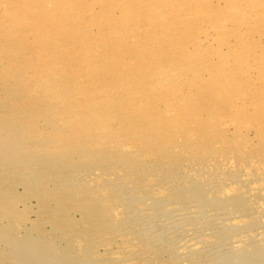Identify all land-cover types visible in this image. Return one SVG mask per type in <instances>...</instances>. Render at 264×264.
<instances>
[{
  "label": "rangeland",
  "instance_id": "obj_1",
  "mask_svg": "<svg viewBox=\"0 0 264 264\" xmlns=\"http://www.w3.org/2000/svg\"><path fill=\"white\" fill-rule=\"evenodd\" d=\"M69 1L0 0V24L4 25H0V96H7L0 105V117L23 120L19 127L25 136H32L25 150L33 155L55 149L79 154L60 162L56 169L37 160L5 171L1 168L10 165L0 163V230L2 234L9 231L2 237L0 233V264H73L74 260L79 261L76 264H264V0ZM60 3L70 4L65 8ZM118 40L123 43L117 45ZM133 41L140 44L133 45ZM27 76H34L28 82L36 99L22 94L29 91L24 87ZM45 76L58 87L49 89ZM106 83L126 92L119 96L110 92L102 98L100 91H90ZM78 92L83 93L82 99ZM130 98L138 103L126 102ZM90 103L92 108L87 107ZM75 108H87V114L99 112L84 125L92 124L94 131L106 125L112 141L122 139L106 146L104 137V144L99 145L101 133L90 135L87 128L79 127L83 122L70 127L72 131L69 125L62 130L82 114L79 110L74 114ZM103 109L111 114L106 116L108 124ZM28 110L29 117L24 115ZM116 112L128 118L120 119L123 116L118 118ZM116 118L124 121L123 129L113 122ZM94 120L100 121L94 124ZM30 124L36 128L32 135L27 130ZM16 170L24 173L16 176ZM59 182L62 187L67 183L77 187L53 197L32 192L37 184L52 190ZM14 235L43 246V257L23 262L13 256L5 240Z\"/></svg>",
  "mask_w": 264,
  "mask_h": 264
},
{
  "label": "bare ground",
  "instance_id": "obj_2",
  "mask_svg": "<svg viewBox=\"0 0 264 264\" xmlns=\"http://www.w3.org/2000/svg\"><path fill=\"white\" fill-rule=\"evenodd\" d=\"M18 1H20V0H18ZM43 1V0H42ZM61 1V0H60ZM72 0H70L69 2H71ZM77 1V0H76ZM116 1V0H115ZM132 1V0H131ZM55 2V1H54ZM58 2V1H57ZM63 2V1H62ZM67 2H68V0H67ZM74 2V1H73ZM72 2V3H73ZM99 2V1H98ZM117 2V1H116ZM150 2V1H149ZM154 2V1H153ZM48 3V2H47ZM65 3V2H64ZM72 3H71V5H72ZM118 3V2H117ZM164 3V2H163ZM61 5L63 4V3H60ZM70 4V3H69ZM69 4H67L68 6H69ZM74 4V3H73ZM77 4H79V3H77ZM111 4H113V3H111ZM116 4V3H115ZM119 4H120V2H119ZM119 4H117V5H119ZM125 4V3H124ZM54 5H56L55 3H54ZM66 5V7H68ZM75 5H76V3H75ZM102 5V4H101ZM114 5V4H113ZM116 5V6H117ZM123 5V4H122ZM122 5H121V7H122ZM140 4H138V6H139ZM149 5V4H148ZM58 6V5H57ZM79 6V5H78ZM153 6V5H152ZM49 7V6H48ZM52 7H54V6H52ZM59 7H65L64 6V4L62 5V6H59ZM65 7V8H66ZM70 7H72V6H70ZM74 7V6H73ZM76 7V6H75ZM100 7V6H99ZM112 7V6H111ZM124 7V6H123ZM129 7H131V4H130V6H128V8ZM135 7V6H134ZM82 8V7H81ZM80 8V9H81ZM117 8H119L118 6H117ZM127 8V7H126ZM127 8V9H128ZM139 8V7H138ZM54 9V8H53ZM58 9V8H57ZM76 9V8H75ZM75 9H74V12H76L75 11ZM82 9H85V8H82ZM103 9V8H102ZM116 9V8H115ZM125 9V8H124ZM130 9V8H129ZM128 9V10H129ZM48 10H50L49 8H48ZM67 10V9H66ZM72 10V8L70 9V11ZM93 9H91V11H92ZM107 10V9H106ZM109 10V9H108ZM114 10V9H113ZM128 10H125V11H123V12H128ZM148 10V9H147ZM149 10H151V9H149ZM148 10V11H149ZM37 11V10H36ZM47 11V9L44 11V12H46ZM57 11V10H56ZM86 11H89V9H86ZM95 11V10H94ZM101 11L102 10H100V13H101ZM114 11H116V10H114ZM117 11H119V10H117ZM122 11V10H121ZM130 11V10H129ZM5 12V11H4ZM30 12V11H29ZM40 12V11H39ZM50 12V11H49ZM67 12V11H66ZM109 12V11H108ZM37 13H38V11H37ZM70 13V12H69ZM72 13H73V11H72ZM71 13V14H72ZM89 15H91V13L90 12H87ZM93 13H95V12H93ZM131 13V12H130ZM29 14V13H28ZM68 14V13H67ZM85 14V13H84ZM97 14V13H96ZM95 14V16L96 17H98V14L96 15ZM121 14V13H120ZM132 14H134V13H132ZM1 15H3V13H1ZM55 15V14H54ZM56 15H58V14H56ZM61 15V14H60ZM66 14H64V16H65ZM77 15V14H76ZM79 15V14H78ZM87 15V14H86ZM111 15V14H110ZM4 16V15H3ZM29 16V15H28ZM46 16V15H45ZM109 16V15H108ZM131 16V15H130ZM236 16V15H235ZM56 17V16H55ZM67 17V16H66ZM70 17V16H69ZM75 17V16H74ZM81 17H83V16H81ZM105 17V16H104ZM104 17H102V18H104ZM45 18V17H44ZM52 18V17H51ZM101 18V17H100ZM126 18V17H125ZM124 18V19H125ZM38 19H40V18H38ZM42 19V18H41ZM71 19V18H70ZM80 19V18H79ZM89 19V18H88ZM97 19V18H96ZM113 19V18H112ZM75 20V19H74ZM84 20H86L85 18H84ZM94 20V19H93ZM100 20V19H99ZM225 20V19H224ZM29 20H27L26 22H28ZM67 21V20H66ZM73 21V20H72ZM83 21V20H82ZM1 22V21H0ZM4 22V21H3ZM38 22V21H37ZM57 22V21H56ZM64 22V21H63ZM70 22V21H69ZM92 22V21H91ZM101 22V21H100ZM2 23V22H1ZM8 23V22H7ZM11 23V22H10ZM23 23V22H22ZM55 23V22H54ZM72 23V22H71ZM74 23H76V22H74ZM78 24H79V22H77ZM81 23V22H80ZM82 23H84V22H82ZM92 23H96V22H92ZM98 23V22H97ZM110 23V22H109ZM108 23V24H109ZM223 23V22H222ZM24 24V23H23ZM56 24H58V23H56ZM73 24V23H72ZM101 24V23H100ZM114 24V23H113ZM123 24V23H122ZM0 25H2V24H0ZM10 27H11V24H8ZM61 25V24H60ZM59 25V26H60ZM64 25H66L67 26V23H64ZM71 25V24H70ZM123 25H125V24H123ZM2 26H4V25H2ZM62 26V25H61ZM7 27V26H6ZM75 27H76V25H75ZM74 27V28H75ZM99 27V26H98ZM128 27V26H127ZM64 28V27H63ZM71 28V27H70ZM77 28V27H76ZM37 29V28H36ZM47 29V28H46ZM58 29V28H57ZM56 29V30H57ZM116 29H118V28H116ZM126 28H124V30H125ZM157 29V28H156ZM49 30V29H48ZM48 30H46L47 32H48ZM61 29H59V31H60ZM71 30V29H70ZM77 29H75V31H76ZM167 30V29H166ZM38 31V30H37ZM46 31H45V34H46ZM58 31V30H57ZM68 31V33H69V30H67ZM72 31H74V30H72ZM87 31V30H86ZM156 31V30H155ZM56 32V31H55ZM77 32V31H76ZM100 32H102V30L100 31ZM157 33L156 34H158V31H156ZM42 33V32H41ZM70 33H72L73 34V32H70ZM75 33V32H74ZM83 33H85V31L84 32H82L81 34L83 35ZM119 33V32H118ZM219 33V32H218ZM38 35L40 34L39 32L37 33ZM90 34V33H89ZM156 34H155V36H156ZM42 35V34H41ZM40 35V36H41ZM85 35V34H84ZM101 35H103V34H101ZM112 35V34H111ZM124 35H125V33H124ZM163 35H165V34H163ZM44 36H46V35H44ZM118 36V35H117ZM120 36H122V35H120ZM126 36H127V34H126ZM153 36V35H152ZM154 36V37H155ZM61 37H64L63 35L61 36ZM112 37V36H111ZM0 38H1V34H0ZM40 38V37H39ZM69 38V37H68ZM79 38V37H78ZM118 38V37H117ZM148 38V37H147ZM151 38H153V37H151ZM3 39V38H2ZM1 40V39H0ZM23 41H24V39H22ZM69 40V39H68ZM79 40V39H78ZM138 40H140V39H138ZM158 40V39H157ZM156 40V42H158V41H160V40H158L157 41ZM4 41V40H3ZM20 40H18L17 41V43L19 42ZM122 41V40H121ZM144 41V40H143ZM143 41H141V42H143ZM153 40H151L150 42H152ZM79 42V41H78ZM81 42V41H80ZM120 41L118 40V42H117V45H118V43H119ZM138 42V41H137ZM137 42L135 41H133V45H134V43L137 45ZM20 43V42H19ZM66 43V42H65ZM105 43V42H104ZM113 43V42H112ZM120 43H123V42H120ZM139 43V42H138ZM148 43H149V41H148ZM154 43V42H153ZM16 44V43H15ZM15 44H11L10 46H12V48H13V45H15ZM109 44V43H108ZM140 44V43H139ZM143 44V43H142ZM75 45V44H74ZM83 45V44H82ZM107 45V44H106ZM117 45H116V47L115 48H117ZM132 45V46H133ZM135 45V46H136ZM153 45V44H152ZM155 45V44H154ZM192 45V44H191ZM4 46V45H3ZM19 46H20V44H19ZM67 46V45H66ZM85 46V45H84ZM83 46V47H84ZM90 46V45H89ZM96 46V45H95ZM144 46H146V45H144ZM0 47H2V46H0ZM5 47V46H4ZM16 47H18V46H16ZM24 47V46H23ZM72 47V46H71ZM97 47V46H96ZM9 48V47H8ZM62 48H63V46H62ZM70 48V47H69ZM73 48H74V46H73ZM78 48V47H77ZM91 48V47H90ZM119 48V47H118ZM124 48V47H123ZM135 48V47H134ZM138 48V47H137ZM193 48V47H192ZM1 49H3V48H1ZM1 49H0V51H1ZM5 49H6V47H5ZM9 49H11V48H9ZM8 49V50H9ZM24 49V48H23ZM52 49V48H51ZM120 49H122V48H120ZM188 49V48H187ZM81 50V49H80ZM79 50V51H80ZM87 50V49H86ZM94 50V49H93ZM4 51V50H3ZM6 51V50H5ZM12 52H13V50H11ZM10 51V52H11ZM62 51H65V49H63ZM70 51H73L72 50V48H70ZM84 51V50H83ZM119 51V50H118ZM41 52V51H40ZM66 52V51H65ZM75 52V51H74ZM121 52V51H120ZM166 52V51H165ZM23 53V52H22ZM42 53V52H41ZM47 53V52H46ZM76 53H78V52H76ZM76 53H74V54H76ZM90 53V52H89ZM89 53H87V54H89ZM61 54V53H60ZM67 54V53H66ZM70 54V53H69ZM79 54V53H78ZM78 54H76L75 55V57L78 55ZM117 54V53H116ZM115 54V55H116ZM8 54L6 53L5 54V56H7ZM15 55V54H14ZM19 55H20V53H19ZM114 55V56H115ZM62 56V55H61ZM64 56V55H63ZM79 56V55H78ZM86 56V55H85ZM15 57V56H14ZM25 57V56H24ZM69 57V56H68ZM75 57H73V55L71 56V58L73 59V58H75ZM80 57V56H79ZM117 57V56H116ZM65 58V57H64ZM67 58V57H66ZM70 58V57H69ZM62 61H64L62 58H60ZM82 60V59H81ZM87 60V59H86ZM72 61V60H71ZM59 62V61H58ZM68 62L70 63V60H68ZM73 62V61H72ZM81 62H83V61H81ZM80 62V63H81ZM90 62V61H89ZM44 63H45V61H44ZM60 63V62H59ZM78 63V62H77ZM79 63V64H80ZM163 63V62H162ZM53 64V63H52ZM61 64V63H60ZM67 64V63H66ZM88 64L89 63H87L86 62V64H85V66L86 67H88ZM94 64V63H93ZM9 65V64H8ZM7 65V66H8ZM59 65V64H58ZM62 65H64L63 63H62ZM90 65H92V64H90ZM178 65V64H177ZM6 66V65H5ZM33 66H37L36 64H34ZM9 67V66H8ZM8 67H7V69H8ZM83 67V66H82ZM85 67V68H86ZM92 67V66H91ZM207 67V66H206ZM84 68V69H85ZM159 68H161V67H159ZM158 67L156 68V70L157 69H159ZM13 69V68H12ZM15 69V68H14ZM117 69V68H116ZM163 69H164V67H163ZM162 69V70H163ZM224 69V68H223ZM156 70H154V71H156ZM78 71H80L79 69H78ZM153 71V72H154ZM2 72V71H1ZM32 73H34L33 71H31ZM160 72V71H159ZM162 72V71H161ZM168 72V71H167ZM209 72V71H208ZM221 72V71H220ZM226 72V71H225ZM180 73V72H179ZM152 74H155V73H152ZM152 74H150L151 76H152ZM161 74V73H160ZM194 74V73H193ZM2 75H4V74H2ZM35 75V74H34ZM149 75V76H150ZM156 75H157V73H156ZM156 75L154 76V77H156ZM165 75H167V73L166 74H164V72H163V76H164V78H165ZM172 75V74H171ZM180 75H182V74H180ZM183 75H185V74H183ZM191 75V74H190ZM189 75V76H190ZM1 76V75H0ZM46 76H47V74H46ZM45 76V77H46ZM50 76V75H49ZM150 76V77H151ZM161 76V75H160ZM169 76H170V72H169ZM197 76V75H196ZM34 76H31V77H26L24 80H26V82H25V84H24V87H25V89H27V90H29L28 92L27 91H25V92H23L22 94L26 97V96H30V98H34L35 97V99H36V97H37V94H33V92H32V90H33V85H32V83L31 82H28V81H30L31 80V78H33ZM36 77V76H35ZM38 77V76H37ZM44 77V78H45ZM168 77V76H167ZM198 77V76H197ZM48 80H44V83L47 85V87L50 89H52L53 87H58V85L57 84H55V81L54 80H50L48 77H46ZM38 79V78H37ZM143 79V78H142ZM155 79V78H154ZM170 79V78H169ZM144 80V79H143ZM156 80V79H155ZM0 81H1V79H0ZM33 81V80H32ZM40 81H42V80H40ZM53 81V82H52ZM74 81V80H73ZM161 81V80H160ZM160 81H159V83H160ZM168 82V80H165V82ZM172 81V80H171ZM54 83V84H52V83ZM57 82V81H56ZM148 82V81H147ZM156 82V81H155ZM175 82V81H174ZM176 82H178V80L176 81ZM2 83V82H1ZM40 83V82H39ZM73 83V82H72ZM71 83V84H72ZM80 83V82H79ZM170 83V82H169ZM37 84V83H36ZM41 84V83H40ZM69 84V83H68ZM110 83H106V84H101V85H99L98 87L97 86H94V87H92V88H90V91H92V93H94V94H96L97 92H101L100 94H101V96L100 97H104L105 95H106V93H110V92H113V93H116L118 96H119V94H122V92H126V91H122V89H120L119 90V87L118 86H111V85H109ZM116 84V83H115ZM134 84V83H133ZM150 84V83H149ZM152 84V83H151ZM150 84V85H151ZM155 84H157V83H155ZM161 84H162V81H161ZM164 84V83H163ZM163 84H162V86H163ZM32 85V86H31ZM66 85H67V83L65 84V86L64 87H66ZM119 85V84H118ZM132 85V84H131ZM143 85H145V83H143ZM150 85H146L148 88H150L151 86ZM153 85V84H152ZM36 86V85H35ZM38 86V85H37ZM70 86V85H69ZM69 86H68V88H69ZM74 86V85H73ZM82 86V85H81ZM93 86V85H92ZM150 86V87H149ZM161 86V87H162ZM168 86V85H167ZM40 87V86H39ZM63 87V88H64ZM153 87V86H152ZM151 87V88H152ZM19 90H21L22 88H23V86L22 85H20V86H18L17 87ZM44 88V87H43ZM73 88V87H72ZM74 88H77L76 87V84H75V87ZM132 88V87H131ZM159 88V87H158ZM45 89V88H44ZM60 90H61V88H59ZM58 88L56 89L57 91L59 90ZM65 89H67V87L65 88ZM79 89V88H78ZM81 89V88H80ZM85 89V88H84ZM88 89V88H87ZM129 89V88H128ZM143 89H144V87H143ZM41 90H43V89H41ZM46 90H48V89H46ZM86 90V89H85ZM174 90V89H173ZM49 91V90H48ZM48 91H45V93H47ZM63 91V90H62ZM66 91V90H65ZM65 91H63V92H65ZM142 91V90H141ZM140 91V92H141ZM2 92V91H1ZM1 92H0V94H1ZM44 92V91H43ZM55 92V91H54ZM73 92V91H72ZM170 92V91H169ZM174 92V91H173ZM7 92H5V94H6ZM41 93V92H40ZM74 93H76V90H75V92ZM73 93V94H74ZM80 92H78L77 94H78V98H81L82 99V97H80V96H82L83 95V93H81V94H79ZM19 94V93H18ZM42 94V93H41ZM54 94V93H53ZM66 94L69 96L68 97V100L70 99H72V95H71V92L68 90L67 92H66ZM76 94V95H77ZM149 94V93H148ZM169 95H170V93H168ZM8 95V94H7ZM50 95V94H49ZM92 95V94H91ZM113 95V94H112ZM2 96V95H1ZM0 96V97H1ZM18 95H16L15 96V98L17 97ZM44 96V95H43ZM47 96V95H46ZM56 96V95H55ZM66 96V95H65ZM93 96V95H92ZM96 96H99L98 94L96 95ZM121 96V95H120ZM148 96H150V95H148ZM171 96V95H170ZM3 98L2 99H0V105H2V104H4V101L5 100H7V98H5V97H7V96H2ZM8 97H9V95H8ZM38 97H39V95H38ZM41 97H42V95H41ZM49 97V96H48ZM51 97H53L52 95H51ZM59 97L61 98V96L59 95ZM74 98H76L75 96H73ZM44 98V97H43ZM57 98V97H56ZM63 98H65V97H63ZM94 98V97H93ZM99 98V97H98ZM101 98V99H102ZM108 98V97H107ZM111 98V97H110ZM114 98V97H113ZM117 98H119V97H117ZM141 98V97H140ZM150 98V97H149ZM31 99V100H32ZM45 99V98H44ZM44 99H42V100H44ZM50 99H53V98H50ZM54 99H55V97H54ZM109 99V98H108ZM137 99V98H136ZM146 99V98H145ZM30 100V102H32ZM39 100V99H38ZM46 100V99H45ZM56 100H58V99H56ZM66 100V99H65ZM96 100H97V97H96ZM100 100V99H99ZM142 100V99H141ZM59 101V100H58ZM76 101H77V98H76ZM79 101V100H78ZM84 101V100H83ZM108 100H106V102H107ZM124 101V100H123ZM30 102H27V104H29ZM41 102V101H40ZM51 102H53L52 100H51ZM69 102V101H68ZM98 102V101H97ZM101 102V101H100ZM100 102H98V103H100ZM104 102V101H103ZM109 102V101H108ZM126 102H131V104L132 103H135V104H137L136 103V100H135V98H130V99H127V101ZM140 102V101H139ZM34 103V102H33ZM42 103V102H41ZM70 103V102H69ZM84 103H85V101H84ZM110 103V102H109ZM108 103V104H109ZM122 103V102H121ZM51 104V103H50ZM104 104H106L105 102H104ZM130 104V103H129ZM130 104V106H132ZM134 104V105H135ZM160 104V103H159ZM53 105V104H52ZM57 105V104H56ZM68 105H70V104H68ZM90 105H92L91 103L90 104H88L87 105V107L89 108V107H91L92 108V106H90ZM94 105H98L99 106V104H94ZM103 105V104H102ZM121 105V104H120ZM125 105V104H124ZM27 106V105H26ZM28 106H30V105H28ZM49 106H51V105H49ZM54 106V105H53ZM72 106V105H71ZM85 106V105H84ZM98 106L96 107V109L98 110L99 108H98ZM126 106V105H125ZM146 106V105H145ZM148 106V105H147ZM32 107V106H31ZM33 107H34V105H33ZM32 107V108H33ZM40 107V106H39ZM78 107V106H77ZM101 107V106H100ZM103 107V106H102ZM110 106H108V108H109ZM139 107V106H138ZM144 107V106H143ZM56 108V107H55ZM103 108H105V106L103 107ZM126 109H128V107H125ZM124 108V109H125ZM134 108H136V107H134ZM158 108V107H157ZM37 109H38V106H37ZM40 109H41V107H40ZM45 109V108H44ZM43 109V110H44ZM51 109V108H50ZM58 109V108H57ZM76 110H75V112H74V114H77V112H78V110L79 109H77V108H75ZM85 109H87V108H85ZM84 109V110H85ZM144 109V108H143ZM145 109H146V107H145ZM29 110H31L30 108H29ZM25 111L24 112V115H26L27 117H29L30 115L28 114V113H30V111ZM39 110V109H38ZM38 110H36V108L34 107V109H33V111H35V114L37 113V111ZM42 110V109H41ZM41 110H40V112H41ZM47 110H49V109H47ZM52 110V109H51ZM84 110H79V112H82V114H78V115H73L72 116V118H73V121H70L71 119H68L69 121H70V123L69 124H65L64 126H62V128L63 127H67L66 125H69L68 127H67V129H68V131H70L71 129H70V127H75L76 125H79V124H81L82 122H83V124H81L79 127L80 128H82V129H88V132L87 133H89L90 135H92V136H96L95 134H97L98 132H100L101 133V135H100V138H99V141H97L96 143L97 144H99L100 145V143H102L103 142V138L104 137H106L107 138V140H105L104 141V143H105V145L106 146H108V145H110L111 143H116L117 141H118V139H122V138H116V137H118V136H114V134L111 136V137H115L116 138V140L115 141H112L111 140V138H109V136L107 135V133H109V130H110V128H108L107 129V127H106V125L105 126H97V127H100V128H98V131H94L93 129L94 128H91V126H92V124H91V126L88 128V127H86V124L84 125V121H85V123H86V120L88 119V118H90L92 115H94L96 118H97V115H98V113L96 112V114H95V112H94V114L93 113H86ZM90 110H92V109H90ZM100 110V109H99ZM98 110V111H99ZM102 110V109H101ZM100 110V111H101ZM134 110V109H133ZM103 111H104V109H103ZM126 111H128V110H126ZM139 111H140V109H139ZM161 111V110H160ZM31 112H32V110H31ZM39 112V111H38ZM48 114H49V112L48 111H46ZM105 113H103V117H105L107 120H105V122H106V124H108L107 123V121H110L109 120V118H107L106 116L108 115V116H110L111 114H108L109 113V111H104ZM124 112V111H123ZM132 112V111H131ZM164 112V111H163ZM162 112V113H163ZM172 112V111H171ZM32 113H34V112H32ZM32 113H31V115H32ZM60 113V112H59ZM58 113V116L60 115ZM127 113V112H126ZM130 113V112H129ZM137 113V112H136ZM146 112H144V114H145ZM154 113V112H153ZM160 113V112H159ZM15 114V113H14ZM37 114H39V113H37ZM36 114V115H37ZM52 114H54V113H52ZM62 114V113H61ZM67 114V113H66ZM132 114V113H131ZM138 114V113H137ZM164 114V113H163ZM35 115V116H36ZM116 116H118V118L120 117L119 115H122V112H120V114H118L117 115V112H116V114H115ZM128 114H125V113H123V117H121L120 119H125L124 117H126ZM15 116V115H14ZM25 116V117H26ZM33 116V115H32ZM44 116V115H43ZM45 116H46V114H45ZM50 116V115H49ZM56 116V115H55ZM101 116V115H100ZM132 116V115H131ZM140 116V115H139ZM145 116V115H144ZM166 116H167V114H166ZM174 116V115H173ZM172 116V117H173ZM13 117V116H12ZM52 117H54V115L52 116ZM134 117H136V115L134 116ZM137 117H138V115H137ZM135 118V119H138V118ZM14 118V117H13ZM31 118V117H30ZM46 119H47V117H45ZM55 118V117H54ZM57 118V117H56ZM62 118H66V117H62ZM62 118H60V120L62 119ZM113 118V117H112ZM111 118V119H112ZM126 118H128V117H126ZM139 118H141V117H139ZM157 118V117H156ZM39 119H40V117H39ZM100 119V118H99ZM34 121H35V119H33ZM32 120V121H33ZM48 120H50V118L48 119ZM52 121H55V122H57L56 120H53V118L51 119ZM114 120V119H113ZM126 120V119H125ZM134 120V119H133ZM144 120V119H143ZM149 120V119H148ZM153 120H155V119H153ZM171 120V119H170ZM176 120V119H175ZM23 121V120H22ZM22 121H18V120H15V119H7V118H3V117H0V163H5V164H7V165H10V166H7V167H4V168H1V169H5V171H6V169H10V168H13V169H16V167L17 168H20V166L22 165V166H24V165H26V163L28 162V163H31V162H33V161H37L38 160V162L39 163H43V162H45V166L46 167H49L50 169H52V168H54L56 165H57V168H58V165H59V163L60 162H63V161H65V160H67V159H70V158H73L72 156H78L79 154H77L76 153V151H73V152H69V150L67 151V152H65L64 150H56L54 147V151H51V152H48V154H35V155H33V153L31 154V152L29 151V150H25V149H27V148H29L28 146V138H30V137H32V136H30L29 137V134H27V136H25L24 135V128L22 127V128H20L21 126L20 125H23L24 123H22ZM52 121H50V122H52ZM75 121V122H74ZM100 120H94V121H92V122H94V124L95 123H98ZM102 121V120H101ZM104 121V120H103ZM130 121V120H129ZM150 121V120H149ZM47 122H49V121H47ZM66 122V121H65ZM68 122V121H67ZM116 125H117V127H119V129L121 128V129H123L122 127H123V122H122V120H119V119H115V121H113ZM127 122V121H126ZM136 122H139L138 120L136 121ZM61 123V122H60ZM74 123V124H73ZM111 123V122H110ZM128 123V122H127ZM144 123V122H143ZM37 124V123H36ZM54 124H56V123H54ZM105 124V123H104ZM141 124V123H140ZM154 124H155V122H154ZM158 124H159V122H158ZM26 125V124H25ZM31 125H33V124H30V126ZM50 125V124H49ZM133 125V124H132ZM132 125H130L129 127H131ZM134 125H135V121H134ZM133 125V126H134ZM136 125H137V123H136ZM135 125V126H136ZM152 125V124H151ZM20 126V127H19ZM34 126V125H33ZM37 126H38V124H37ZM59 127V123L56 125V127ZM88 126V125H87ZM141 126V125H140ZM27 127V126H26ZM25 127V128H26ZM125 127H126V125H125ZM128 127V126H127ZM137 127H138V125H137ZM136 127V128H137ZM142 127V126H141ZM171 127V126H170ZM61 128V129H62ZM65 128H63L62 130H65ZM131 128H133V127H131ZM130 128V129H131ZM155 128H157V127H155ZM33 129L34 130H36V128H34L33 127ZM33 129H32V126L31 127H27V130H30L31 132H33ZM38 129V128H37ZM61 129H60V131H61ZM70 129V130H69ZM91 129V131H89ZM120 129V130H121ZM124 129H127V128H124ZM129 129V130H130ZM149 130H150V128H148ZM114 130V129H113ZM128 130V129H127ZM126 130V131H127ZM135 130V129H134ZM139 130V129H138ZM142 130H144L143 128H142ZM40 131H42V130H40ZM56 131H57V129H56ZM59 131V130H58ZM68 131H66L67 133H68ZM72 131V130H71ZM123 131V130H122ZM122 131H121V134H122ZM126 131H124V134L125 133H127ZM31 132H29L31 135L32 134H34V132L33 133H31ZM37 132H39V131H36V133ZM64 132V131H63ZM66 132H65V135H66ZM86 132V131H85ZM132 132H133V130H132ZM136 132V131H135ZM146 132H148L147 130H146ZM150 133H151V131H149ZM62 133V132H61ZM60 133V134H61ZM75 133V132H74ZM79 133V132H78ZM80 133H82V131L80 132ZM113 133V132H112ZM111 133V134H112ZM134 133V132H133ZM144 133V132H143ZM54 134V133H53ZM70 134V133H69ZM119 133H117V135H118ZM149 134V133H148ZM158 134V133H157ZM48 135V134H47ZM62 135L64 136V134L62 133ZM126 135V134H125ZM34 137H35V135H33ZM37 136V135H36ZM39 136H41V133L39 134ZM49 136V135H48ZM51 136H52V134H51ZM54 136H56V135H53L52 137H54ZM59 136V135H58ZM57 136V137H58ZM108 136V137H107ZM121 137H122V135H120ZM148 136V135H147ZM158 136H159V134H158ZM51 137V138H52ZM71 137H73L72 136V133H71ZM88 137V139H89V137H91V136H87ZM97 137H99V136H97ZM129 137H130V134H129ZM132 137V136H131ZM151 137V136H150ZM59 138V137H58ZM65 138H66V136H65ZM77 138H78V136H77ZM36 139H38V136H37V138ZM39 139H41V138H39ZM49 139H50V136H49ZM60 139V138H59ZM68 139H69V137H68ZM74 139V138H73ZM76 139V138H75ZM85 139H87V138H85ZM139 139V138H138ZM151 139V138H150ZM149 139V140H150ZM48 140V139H47ZM52 140V139H51ZM50 140V141H51ZM114 140V139H113ZM37 141V140H36ZM49 141V140H48ZM55 141V139H53L51 142H54ZM106 141H108V142H106ZM144 141V140H143ZM165 141H166V139H165ZM47 142V141H46ZM68 142V141H67ZM83 142V141H82ZM147 142V141H146ZM77 143V142H76ZM104 143H102V144H104ZM142 143V142H141ZM159 143V142H158ZM161 143V142H160ZM159 143V144H160ZM52 144V143H51ZM55 144V143H54ZM58 144V143H57ZM65 144V143H64ZM135 144H136V142H135ZM36 146H38L37 144H35ZM43 145V144H42ZM41 145V146H42ZM49 145H50V143H49ZM75 145V144H74ZM31 146V145H30ZM86 146V145H85ZM89 146V145H88ZM91 146V145H90ZM39 147V146H38ZM59 148V147H58ZM62 148H63V146H62ZM72 148V147H71ZM77 148H79V147H77ZM82 148V147H81ZM99 148H101V147H99ZM104 148V147H103ZM145 148H149V147H145ZM34 149V148H33ZM51 149V148H50ZM82 149H85L84 147L82 148ZM82 149H80V150H82ZM94 149V148H93ZM23 150H25L26 152L24 153L23 152ZM36 150V149H35ZM37 150H39V149H37ZM104 150V149H103ZM143 150H145V149H143ZM152 150V149H151ZM28 151H29V153H28ZM42 151V150H41ZM85 151V150H84ZM154 151V150H153ZM75 152V153H74ZM145 152V151H144ZM40 153V152H39ZM44 153V152H43ZM97 154V153H96ZM145 154H149L148 152H145ZM158 156V155H157ZM80 157H81V155H80ZM98 157H100V156H98ZM82 158V157H81ZM80 158V159H81ZM85 158V157H84ZM105 158H106V156H105ZM78 159H79V157H78ZM88 160H89V158H87ZM92 159V158H91ZM90 159V160H91ZM94 159V158H93ZM103 159H104V157H103ZM147 159H148V155H147ZM74 160V159H73ZM99 160V159H98ZM101 160V159H100ZM167 160V159H166ZM5 161V162H4ZM79 161V160H78ZM82 161V160H81ZM80 161V162H81ZM97 161V160H96ZM116 161H117V159H116ZM150 161V160H149ZM67 162V161H66ZM65 162V163H66ZM74 162V161H73ZM72 162V163H73ZM108 162V161H107ZM134 162V161H133ZM27 163V164H28ZM36 163V162H35ZM38 163V164H39ZM71 163V162H70ZM78 163V162H77ZM82 163V162H81ZM92 163H94V162H92ZM101 164H102V162H100ZM24 164V165H23ZM33 164V163H32ZM63 164V163H62ZM84 164V163H83ZM60 165H61V163H60ZM75 165V164H74ZM85 165H86V163H85ZM91 165V164H90ZM107 165V164H106ZM16 166V167H15ZM43 166V165H42ZM70 166V165H69ZM103 166V165H102ZM149 166V165H148ZM15 167V168H14ZM79 167H81V166H79ZM90 167V166H89ZM106 167V166H105ZM45 167H43V169H44ZM61 168V167H60ZM64 168V167H63ZM75 168H77V167H75ZM86 168V167H85ZM110 168V167H109ZM54 169H56V168H54ZM106 169V168H105ZM122 169V168H121ZM11 170V169H10ZM62 170H65V169H62ZM62 170H59V171H62ZM66 170L67 171H69V170H71V169H67L66 168ZM65 170V171H66ZM76 170V169H75ZM79 170V169H78ZM16 171H18V170H16ZM26 171V170H25ZM58 171V170H57ZM134 171V170H133ZM20 172L18 171V173L16 172L15 174H16V176H17V174H19ZM24 173V172H23ZM23 173H21V174H23ZM60 173V172H59ZM70 173V172H69ZM21 174H19V175H21ZM29 174V173H28ZM42 174H44V173H42ZM66 174V173H65ZM37 176H40V175H38V174H36ZM35 175V176H36ZM115 175V174H114ZM113 175V176H114ZM245 175V174H244ZM243 175V176H244ZM26 176L27 175H23L22 177H24V179L26 178ZM36 176V177H37ZM41 177V176H40ZM43 177V176H42ZM116 177L117 178H119L118 177V175H116ZM115 177V178H116ZM246 177V176H245ZM114 178V179H115ZM116 178V179H117ZM146 178V177H145ZM37 179H38V177H37ZM37 179H36V181H37ZM56 179V178H55ZM58 179V178H57ZM116 179H115V181H116ZM35 181V180H34ZM39 182V181H38ZM41 182V181H40ZM43 182V181H42ZM36 183V182H35ZM30 184H31V182H30ZM33 184V183H32ZM41 184V183H40ZM40 184H37L38 186H37V188H36V191H32V192H35L36 194H38V195H51L52 197H53V195L55 194V195H61L62 193H64V192H67L68 193V191H69V189L71 190L72 188H74L76 185H72V184H70L69 183V185L67 186V184L66 185H64L63 187H62V184H61V186L59 185L60 184V182L57 184L58 186H54L53 187V189L52 190H49V189H46V187H44V186H40ZM42 184H44V183H42ZM35 186H36V184H35ZM72 186H74V187H72ZM77 187V186H76ZM114 187V186H113ZM149 186H147V188H148ZM32 188H33V186H32ZM81 188V187H80ZM79 188V189H80ZM34 189V188H33ZM93 190V189H92ZM29 191V190H28ZM27 191V192H28ZM72 191H73V189H72ZM74 191H75V188H74ZM131 191H132V189H131ZM229 191V190H228ZM94 192V191H93ZM92 192V193H93ZM129 192V191H128ZM127 192V193H128ZM147 192V191H146ZM74 193V192H73ZM86 193V192H85ZM95 193H96V191H95ZM76 194H77V191H76ZM100 194V193H99ZM98 194V195H99ZM88 195V194H87ZM91 195H93V194H91ZM90 195V196H91ZM101 195V194H100ZM48 196V197H49ZM65 196H67V195H65ZM64 196V197H65ZM46 197V196H45ZM58 197V196H57ZM69 197V196H68ZM67 197V198H68ZM84 197V196H83ZM62 198H63V196H62ZM62 198H58V199H61L62 200ZM66 197L64 198V199H67ZM75 198V197H74ZM98 198V197H97ZM54 200L56 199V196L53 198ZM53 199H51V201L53 200ZM84 199H86V198H84ZM92 199V198H91ZM146 199V198H145ZM60 200V201H61ZM94 200V199H93ZM99 200V199H98ZM73 201V200H72ZM85 201V200H84ZM95 201H96V199H95ZM65 202V201H64ZM68 202H69V200H68ZM87 202V201H86ZM42 203V202H41ZM59 203H61V202H59ZM79 203V202H78ZM63 205V204H62ZM259 206L261 205V204H258ZM257 205V206H258ZM264 204H262L261 206H263ZM84 206V205H83ZM59 207V206H58ZM85 207V206H84ZM88 207H89V205H88ZM94 207V206H93ZM93 207L91 206V209H93ZM87 208V207H86ZM263 208V207H262ZM39 209H40V207H39ZM46 209V208H45ZM54 209V208H53ZM62 209V208H61ZM100 209H101V207H100ZM132 209V208H131ZM259 209V208H258ZM42 210V209H41ZM59 210V209H58ZM87 210V209H86ZM256 210V209H255ZM99 211V210H98ZM260 211V210H259ZM51 212V211H50ZM55 212V211H54ZM101 212H102V209H101ZM56 213V212H55ZM261 214H262V212H260ZM3 214V213H2ZM48 214H49V212H48ZM94 214V213H93ZM4 215V214H3ZM3 215L1 216V217H3ZM50 215V214H49ZM53 215V214H52ZM95 215H97L96 213L93 215V216H95ZM43 216V215H42ZM56 216V215H55ZM92 216V215H91ZM98 216V215H97ZM97 216H95V218H97ZM52 217V216H51ZM87 217H89L88 219H91L90 218V216H87ZM6 218V217H5ZM4 218V219H5ZM7 218H8V216H7ZM94 218V221L96 220ZM102 218V217H101ZM42 219V218H41ZM53 219V218H52ZM7 220V219H6ZM6 220H5V222H6ZM21 220V219H20ZM19 220V221H20ZM46 220V219H45ZM93 220V219H92ZM102 220V219H101ZM2 221V220H1ZM50 221V220H49ZM53 221V220H52ZM59 221V220H58ZM86 221V220H85ZM93 221V222H94ZM99 221V220H98ZM80 222V221H79ZM8 224V223H7ZM87 224V222H85V225ZM5 225H6V223H5ZM11 225V227H12V224H10ZM14 225V224H13ZM66 225V224H65ZM69 225V224H68ZM74 225V224H73ZM72 225V226H73ZM1 227H3L2 225H0ZM9 226V225H8ZM71 226V227H72ZM101 226H103V224H101ZM24 227V226H23ZM57 227V226H56ZM14 228V227H13ZM75 228V227H74ZM77 228V227H76ZM92 228V227H91ZM95 228V227H94ZM1 229V228H0ZM16 230V229H15ZM66 230V229H65ZM93 230V229H92ZM100 231H101V229H99ZM6 231H8V229L6 230ZM5 230L4 231H2L3 232V234L1 233V230H0V233L2 234L1 235V237L4 235V233L6 232ZM97 231V230H96ZM59 232V231H58ZM62 232V231H61ZM70 232H72V231H70ZM7 233H9V231L7 232ZM7 233H5V235H7ZM14 233V232H13ZM33 233V232H32ZM66 233V232H65ZM60 234V233H59ZM12 235V234H11ZM40 235V234H39ZM10 236V235H9ZM29 236V235H28ZM11 237V236H10ZM7 238V236L5 237V239ZM18 238H20V237H17L16 235H14L13 236V238H11V239H3V240H5L9 245L8 246H10V248H11V252L10 253H12V255L13 256H17L18 257V259L20 260V261H28V260H30V259H39L40 260V258L41 257H43V249H42V247H40V245H36V244H34L33 243V241L31 240V239H29V238H20V239H18ZM1 240V239H0ZM2 241V240H1ZM0 241V242H1ZM4 241V242H5ZM43 241V240H42ZM3 242V241H2ZM71 244V243H70ZM5 245V244H4ZM45 247V246H44ZM58 247V246H57ZM56 248V247H55ZM54 249V248H53ZM60 250H62L61 249V247H60ZM46 252V251H45ZM65 251H63L62 253H64ZM52 253V252H51ZM53 254V253H52ZM68 254V253H67ZM59 256V255H58ZM60 256H61V254H60ZM59 256V257H60ZM70 256V255H69ZM46 257V256H45ZM48 257V256H47ZM66 257V256H65ZM68 257V256H67ZM58 258V257H57ZM62 258V257H61ZM60 259V258H59ZM68 259H71V258H68ZM74 259V258H73ZM51 260H52V258H51ZM63 260V259H62ZM79 261H77V260H74V262H73V264H76V263H78ZM81 262V261H80ZM67 264V263H66ZM70 264H72V262H70Z\"/></svg>",
  "mask_w": 264,
  "mask_h": 264
}]
</instances>
